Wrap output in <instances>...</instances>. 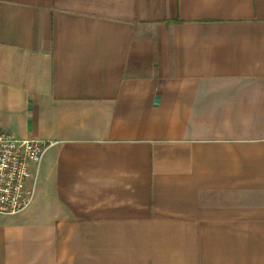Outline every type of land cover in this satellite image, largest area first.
<instances>
[{
	"label": "crops",
	"instance_id": "1",
	"mask_svg": "<svg viewBox=\"0 0 264 264\" xmlns=\"http://www.w3.org/2000/svg\"><path fill=\"white\" fill-rule=\"evenodd\" d=\"M0 130V264H264V0H0Z\"/></svg>",
	"mask_w": 264,
	"mask_h": 264
},
{
	"label": "built area",
	"instance_id": "2",
	"mask_svg": "<svg viewBox=\"0 0 264 264\" xmlns=\"http://www.w3.org/2000/svg\"><path fill=\"white\" fill-rule=\"evenodd\" d=\"M50 142L0 130V213L15 214L35 195V174Z\"/></svg>",
	"mask_w": 264,
	"mask_h": 264
}]
</instances>
